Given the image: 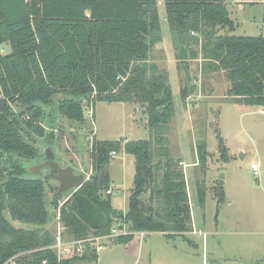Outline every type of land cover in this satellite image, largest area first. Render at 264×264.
I'll list each match as a JSON object with an SVG mask.
<instances>
[{
	"label": "trees",
	"instance_id": "1",
	"mask_svg": "<svg viewBox=\"0 0 264 264\" xmlns=\"http://www.w3.org/2000/svg\"><path fill=\"white\" fill-rule=\"evenodd\" d=\"M163 3L178 63L185 69L188 61L200 59L202 71L225 74L227 96L235 103L264 107V37L229 35L234 22L224 0ZM162 40L156 0H0V44L10 46L8 53H0V264L11 258L16 264L97 259L95 252L86 251L58 260L49 248L54 236L45 228L51 210L59 211L70 241L107 235L114 220H124L132 232L165 237L190 232L186 180L167 138L175 115L169 77L149 62ZM60 95L59 113L78 123L84 121L83 103L143 105L149 138L92 139L91 176L69 197L52 188L48 208L44 181L27 175L22 163L38 157L42 110ZM180 97L187 98L184 90ZM217 138L224 155L222 138ZM121 151L134 158L126 213L114 209L111 197L104 195L111 184V154ZM205 157L206 145L200 142L198 163L204 164ZM196 188L203 209L202 183L196 181ZM11 221L31 228H15ZM131 239L119 236L115 241Z\"/></svg>",
	"mask_w": 264,
	"mask_h": 264
},
{
	"label": "rangeland",
	"instance_id": "2",
	"mask_svg": "<svg viewBox=\"0 0 264 264\" xmlns=\"http://www.w3.org/2000/svg\"><path fill=\"white\" fill-rule=\"evenodd\" d=\"M156 1L163 40L151 50L149 62L168 73L175 115L167 138L172 154L181 160L191 217L199 224L194 235L165 237L161 233L144 232L140 236L130 231L124 220H114L111 228L127 229L129 234L125 236L132 239L126 243L111 240L96 253V260L78 259L70 264H264V107L235 103L227 96L229 82L225 74L202 71L200 59L188 61L184 69L176 60L171 44L163 0ZM224 4L234 22L229 35L264 37V0L253 3L224 0ZM220 33L228 31L220 30ZM9 51V44L2 42L0 53ZM182 90L187 95L185 100L180 97ZM62 99L61 95L57 96L42 110L44 135L36 138L38 157L22 163L27 175L30 174L27 169L43 163L48 152L60 167L69 166L75 174L88 179L92 174L89 155L92 139L127 142L149 138L143 105L96 102L90 118L85 109L87 104L83 103L84 121L78 123L59 113ZM218 135L224 143V155L218 149ZM200 142L206 145L204 164L196 158V146ZM253 162L259 165L258 179L249 168ZM108 171L111 181L108 189L114 193L110 196L112 207L126 213L134 158L121 151L112 158ZM47 173L48 169L42 168L39 176L44 181L46 202L51 208V189H57L58 182L46 179ZM196 181L204 188L203 209L198 203ZM75 191L67 192L68 197ZM101 196L105 198L103 191ZM51 213L45 228L54 240L60 236L69 241L71 235L57 220L58 210ZM226 216L230 217V236H218L215 232L220 225L225 229ZM11 224L15 228H31L19 222L11 221ZM227 257L229 261H219ZM67 259L70 258L61 257V261Z\"/></svg>",
	"mask_w": 264,
	"mask_h": 264
},
{
	"label": "built area",
	"instance_id": "3",
	"mask_svg": "<svg viewBox=\"0 0 264 264\" xmlns=\"http://www.w3.org/2000/svg\"><path fill=\"white\" fill-rule=\"evenodd\" d=\"M93 104H87L85 106V109L87 111L88 117H93ZM112 158L116 156L114 152L111 154ZM250 171L254 177L257 179L259 178V165L257 163H251ZM114 193L112 189H107L104 191V195L106 196H112ZM57 220L60 222V215L59 211L57 213ZM129 234V231L125 229L124 231H120L116 228H112L110 233L103 236H91L83 240H77V241H64L61 239L60 236H57L52 243V245L49 247L52 251L55 252L58 260H61V257L65 258H71V257H79L82 256L86 251H91L98 253L104 248V244L116 239L119 236H125ZM140 236L144 235V232H138ZM4 264H16L14 258L9 259ZM42 264H46L45 261L42 262Z\"/></svg>",
	"mask_w": 264,
	"mask_h": 264
},
{
	"label": "water",
	"instance_id": "4",
	"mask_svg": "<svg viewBox=\"0 0 264 264\" xmlns=\"http://www.w3.org/2000/svg\"><path fill=\"white\" fill-rule=\"evenodd\" d=\"M255 2L257 0H245ZM160 114L163 109H159ZM47 168L48 173L44 176L46 179H53L58 182L57 194H65L71 190H77L88 179H84L83 174H75L71 167H60L59 163L54 161L53 156L46 152V160L40 165L31 166L27 171L32 175H41V169Z\"/></svg>",
	"mask_w": 264,
	"mask_h": 264
},
{
	"label": "crops",
	"instance_id": "5",
	"mask_svg": "<svg viewBox=\"0 0 264 264\" xmlns=\"http://www.w3.org/2000/svg\"><path fill=\"white\" fill-rule=\"evenodd\" d=\"M258 1H260V0H258ZM250 3V2H249ZM253 3V2H252ZM192 215V214H191ZM191 230H190V232H188V233H186V234H189V235H194L195 233H196V227H197V224H199V223H197L196 222V218L194 217L193 218V216L191 217ZM218 222L220 223V221L218 220ZM217 222V223H218ZM218 228V230H216V234L218 235V236H221V235H228V236H230V217H228V216H226L225 217V229H221V225H220V227H217ZM23 229V228H22ZM145 234H147V233H145ZM228 245H230V243L228 244ZM229 249H230V246H229ZM229 261L230 260V257H227V258H222V259H220L219 261Z\"/></svg>",
	"mask_w": 264,
	"mask_h": 264
}]
</instances>
